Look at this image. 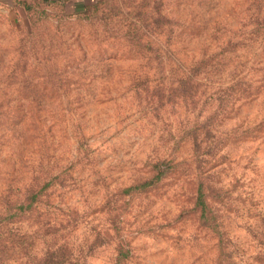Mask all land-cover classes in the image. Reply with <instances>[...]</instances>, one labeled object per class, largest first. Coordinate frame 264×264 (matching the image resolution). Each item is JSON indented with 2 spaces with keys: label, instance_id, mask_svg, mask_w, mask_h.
<instances>
[{
  "label": "rangeland",
  "instance_id": "1",
  "mask_svg": "<svg viewBox=\"0 0 264 264\" xmlns=\"http://www.w3.org/2000/svg\"><path fill=\"white\" fill-rule=\"evenodd\" d=\"M96 1L0 6V264H264V0H126L170 19L167 49L198 50L186 21L222 54L210 80L182 87L156 47L83 17ZM33 102L42 122L19 148L6 122ZM40 163L49 189L6 213ZM157 164L161 181L127 193Z\"/></svg>",
  "mask_w": 264,
  "mask_h": 264
},
{
  "label": "trees",
  "instance_id": "2",
  "mask_svg": "<svg viewBox=\"0 0 264 264\" xmlns=\"http://www.w3.org/2000/svg\"><path fill=\"white\" fill-rule=\"evenodd\" d=\"M71 0L63 1H52L43 0L44 4L54 5L59 4L62 8L67 11V3ZM98 0L91 5H86L84 8L83 17L85 18H99L100 22H104V26L109 23H113L112 28L115 29L122 37L128 42L138 47L153 46L158 50L150 51L151 54H158V58L163 64H168L169 68H173L170 71H174L176 74V83L179 86H187L192 83H199L202 81L210 80V77L215 72L219 71L221 62V53H215L208 56L205 51L206 39L204 35L199 34L202 32V27H199L191 22L180 23V35L186 36L188 32H191L190 36H195V39H200L198 44V50L194 51L192 54H186L183 49L175 45V47H169L168 36L170 32L168 30V25L170 24V19L164 15H149L143 14V10H137L132 8L126 0ZM27 9L28 6H27ZM143 15L147 18L148 25L145 23H140L139 20L143 18ZM117 18V19H115ZM140 18V19H139ZM152 27V28H151ZM206 29H204L205 31ZM209 33V31H207ZM202 45V48H200ZM110 47L107 46L108 50ZM199 52V53H198ZM218 59V60H217ZM217 60L216 64H210ZM167 71H164V73ZM40 104L38 102L20 104L17 109V114L9 118L6 122L7 126L12 127L16 134L18 147L22 148L27 145L30 141L28 133H33L37 126L41 124L40 118L37 117V106ZM26 107L25 109H23ZM219 111H226L225 108L218 106L216 108V114ZM32 138V137H31ZM204 142V140H203ZM190 144L199 148L202 144L200 138L197 134H192L190 138ZM157 175L152 179L130 187L127 189V193L131 191H142L146 188L153 187L159 181H161L165 176V172L160 170V165L157 164L155 169ZM52 170L46 169L42 163L33 171L31 178L28 180L23 187L20 195L12 202V207H7L5 212H9L11 209L17 210L18 213L24 214L32 209L34 204L38 201L40 195H42L51 186L52 180ZM212 189L209 186H200L197 190V195L195 198V208L199 209L202 218H205L206 222L211 221L213 216V200L207 195L208 191ZM218 226L211 227L212 231H215ZM223 242H218L216 244L217 251L221 256L223 251H225Z\"/></svg>",
  "mask_w": 264,
  "mask_h": 264
},
{
  "label": "crops",
  "instance_id": "3",
  "mask_svg": "<svg viewBox=\"0 0 264 264\" xmlns=\"http://www.w3.org/2000/svg\"><path fill=\"white\" fill-rule=\"evenodd\" d=\"M15 1H16V0H0V6H4V5H6V6L14 5V4H15ZM52 1H63V0H52ZM71 1H72V0H71ZM71 1H69V2L67 3V7H68V5H69V3H70Z\"/></svg>",
  "mask_w": 264,
  "mask_h": 264
}]
</instances>
